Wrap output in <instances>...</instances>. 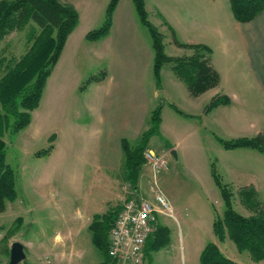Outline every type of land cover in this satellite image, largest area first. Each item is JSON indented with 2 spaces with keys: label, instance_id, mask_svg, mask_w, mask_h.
Wrapping results in <instances>:
<instances>
[{
  "label": "rangeland",
  "instance_id": "rangeland-1",
  "mask_svg": "<svg viewBox=\"0 0 264 264\" xmlns=\"http://www.w3.org/2000/svg\"><path fill=\"white\" fill-rule=\"evenodd\" d=\"M60 1L71 3L72 0ZM109 1L73 0L78 24L100 27ZM41 31L34 21L29 20L22 28L0 39V59L4 58L0 74L26 52L33 42L32 36ZM104 62L105 59L97 58L93 52L69 59L64 66L69 69L68 73L61 74L65 81H59L57 86L46 82L45 100L31 111L30 123L16 133L7 130L3 136L7 143L6 161L16 172L17 197L7 200L5 210L0 211V264L9 263L10 242L41 237L51 240L57 233L66 234L70 228L75 234L81 231V238L92 247L91 230L82 228V223H89L96 212H106L121 205L128 196L154 198L152 177L146 165L141 170L139 188L133 192L126 175L123 180L124 167L102 166L105 151L90 129L73 127L79 112L82 119L89 118V112H84L82 106L88 95L82 94L79 86L73 87L71 68L77 66L88 73L89 78L82 85L86 86L91 76L101 75ZM62 86H65L64 93ZM248 100L253 112L260 115L261 104L253 90ZM166 108L172 110L168 105ZM223 115L217 112L212 116L215 120L210 116L206 124L208 129L202 126L204 129L200 135L163 137L155 134L148 142V146L163 154L167 161L159 185L173 208L174 216L159 215L160 226L167 238L164 233L160 234L158 240L166 239L159 248L149 244L141 264H200L201 252L209 242L217 243L227 256L251 263L248 251H239L230 238L220 241L214 232V218L223 214L225 204L213 170L232 189L236 210L250 215L252 211L243 203L239 192L249 176L259 178V174L264 175V158L252 153H236L229 159L227 149L217 137H237L227 129V124L217 121H222ZM57 133L60 134L58 137ZM139 140L130 143L133 145ZM177 140H180L179 148L173 152L170 147ZM44 149L50 150L43 154ZM233 165L237 168H229ZM259 198L264 202V188ZM96 252L101 253L98 249ZM252 261L253 264L258 262Z\"/></svg>",
  "mask_w": 264,
  "mask_h": 264
},
{
  "label": "crops",
  "instance_id": "crops-1",
  "mask_svg": "<svg viewBox=\"0 0 264 264\" xmlns=\"http://www.w3.org/2000/svg\"><path fill=\"white\" fill-rule=\"evenodd\" d=\"M145 6L149 19L163 34L168 55L185 56L194 52L192 48L178 45L173 32L181 42L203 43L211 48L210 63L221 76L217 86L193 95L170 62L162 67V85L160 88L157 86L152 36L138 17L133 0H119L111 28L103 37L88 39V31L96 28V24L87 27L77 24L68 35L47 80V83L57 86L63 80L61 74L69 71L64 68L67 61L82 53L93 52L97 58L105 59L101 64L104 65L102 77L90 80L83 88V82L89 78L88 73L77 66L71 68L74 72L73 87L79 86L82 94L88 95L82 106L84 112H89V118L83 119L79 112L73 127L90 129L105 151L102 166L124 167L123 180L125 154L122 139L126 138L131 143L138 141L151 125L152 111L160 104L161 123L157 134L163 137L191 133L200 135L204 129L202 126L207 127L209 117L217 112L224 113L223 120L217 121L227 124L234 137L255 136L264 132V10L253 20L241 22L234 17L230 0H145ZM61 90L64 93L65 86ZM252 90L261 104L262 115H257L250 106L248 99ZM216 95H227L231 102L206 112L208 102ZM44 100L43 94L41 105ZM167 105L172 110L167 109ZM59 135L57 133L56 137ZM179 143L180 140L174 142L170 150L176 152ZM148 149L155 150L151 146ZM225 152L229 159L236 153H252L260 159L264 158V151L255 148L238 147ZM229 168L237 167L233 165ZM258 177L249 176L244 186L253 185L260 194L264 188V175L259 174ZM91 221L82 223V228H89ZM80 235L81 231L75 234L70 228L66 234H55L51 240L24 238L26 257L20 264H105L107 257L94 245L92 232V247ZM11 244L8 245L9 251ZM231 258L241 264H253L251 258V263H244L235 256ZM257 263L264 264V260Z\"/></svg>",
  "mask_w": 264,
  "mask_h": 264
},
{
  "label": "trees",
  "instance_id": "trees-1",
  "mask_svg": "<svg viewBox=\"0 0 264 264\" xmlns=\"http://www.w3.org/2000/svg\"><path fill=\"white\" fill-rule=\"evenodd\" d=\"M133 1L140 20L148 27L152 36L155 52L153 70L159 88L162 85L161 69L169 62L195 96L220 83V73L210 63L209 54L212 51L210 47L203 43L181 42L173 32L178 45L192 48L194 52L185 56L168 55L163 34L148 17L145 0ZM118 3L119 0L109 1L103 24L88 31L86 35L88 39L95 40L108 34ZM230 4L234 17L241 22L253 20L264 10V0H230ZM29 20L34 21L42 29L41 33L33 35V42L26 52L0 74V211L5 210L7 200L12 201L17 197L16 172L6 161L7 143L3 136L7 130L16 133L30 123L31 111L40 105L47 79L61 55L68 35L78 24V12L73 4L60 0H0V39L13 30L22 28ZM3 63L4 58L0 59V73ZM101 77L102 75H93L90 80ZM230 102L227 95L214 96L205 111ZM161 109L162 104L152 111L151 125L143 132L139 142L132 145L128 139H122L125 175L134 190L139 188L138 182L146 163L144 152L148 148V142L152 135L159 133ZM217 138L226 149L248 147L264 151V132L255 136ZM49 150L44 149L42 153ZM213 176L220 187L225 204L223 214L216 216L213 221V229L218 239L224 241L230 238L236 243L239 251H248L255 261L264 260V202L260 200L257 189L253 185H246L240 189L243 203L252 211V214L244 215L234 207L233 191L229 185L223 183L214 170ZM120 208L121 205H117L104 213L94 214L89 225L92 241L106 255V260L109 259V232ZM163 233L160 226L154 239L152 241L151 237L148 239L146 248L149 244L154 248L161 247L167 238ZM160 234L166 238L158 240ZM200 264L240 263L227 256L217 243L209 242L201 252Z\"/></svg>",
  "mask_w": 264,
  "mask_h": 264
},
{
  "label": "built area",
  "instance_id": "built-area-1",
  "mask_svg": "<svg viewBox=\"0 0 264 264\" xmlns=\"http://www.w3.org/2000/svg\"><path fill=\"white\" fill-rule=\"evenodd\" d=\"M145 165L150 171L154 198L128 196L109 232L108 257L105 264H141L147 241L160 227V214L174 216L173 208L162 192L159 177L167 168L163 154L153 149L144 153ZM133 189V188H132ZM137 190L133 189V192Z\"/></svg>",
  "mask_w": 264,
  "mask_h": 264
},
{
  "label": "water",
  "instance_id": "water-1",
  "mask_svg": "<svg viewBox=\"0 0 264 264\" xmlns=\"http://www.w3.org/2000/svg\"><path fill=\"white\" fill-rule=\"evenodd\" d=\"M26 257L24 244L21 240H14L11 244L10 259L8 264H20Z\"/></svg>",
  "mask_w": 264,
  "mask_h": 264
}]
</instances>
